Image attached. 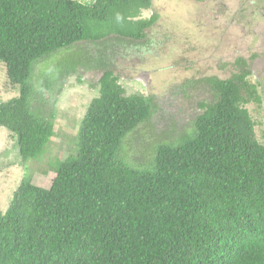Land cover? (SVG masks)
<instances>
[{"label": "trees", "instance_id": "1", "mask_svg": "<svg viewBox=\"0 0 264 264\" xmlns=\"http://www.w3.org/2000/svg\"><path fill=\"white\" fill-rule=\"evenodd\" d=\"M152 4L0 0V61L20 92L0 102V126L24 162L40 159L54 135V116L33 100L58 94L81 68L102 73L73 152L51 163L50 185L26 171L0 212V264H264V143L245 106L261 97L246 60L230 77L174 86L186 97L200 85L210 93L192 127L157 136L143 164L124 153L160 107L157 95L127 94L116 74L157 22V13L142 16ZM65 49L74 50L35 87L37 65Z\"/></svg>", "mask_w": 264, "mask_h": 264}, {"label": "rangeland", "instance_id": "2", "mask_svg": "<svg viewBox=\"0 0 264 264\" xmlns=\"http://www.w3.org/2000/svg\"><path fill=\"white\" fill-rule=\"evenodd\" d=\"M79 1L90 5L95 0ZM153 13H157L158 20L139 43L143 48L131 49L133 54L117 62L116 74L127 94L157 95L160 103L151 122L127 138V158L134 165L143 164L151 157L150 144L157 136L169 138L170 134L177 136L191 128L203 110L201 101H209L210 93L200 85L190 89L186 97L175 94L172 88L192 78L230 77L233 71L229 63L237 55L249 58V78L258 87L261 101L252 99L245 106L255 121L256 137L264 143V65L260 63L264 61V0H153L152 7L143 10L142 16ZM231 13L236 17L234 21ZM73 50H62L38 64L33 78L35 87L39 86L42 71L62 53ZM5 67L0 61V102L20 93L18 86L9 83ZM101 75L98 70L81 68L78 74L66 78L61 92L44 89L45 102L33 100V107L45 117L53 115L55 123L54 135L40 159L24 162L16 139L0 126V212L6 211L26 171L34 179L42 178L43 185H50V176L54 175L51 163L73 152L81 120L99 94ZM52 93H56V98ZM142 153L147 155L144 159Z\"/></svg>", "mask_w": 264, "mask_h": 264}, {"label": "flooded vegetation", "instance_id": "3", "mask_svg": "<svg viewBox=\"0 0 264 264\" xmlns=\"http://www.w3.org/2000/svg\"><path fill=\"white\" fill-rule=\"evenodd\" d=\"M253 2V1H252ZM231 15H232V17H231V21H234L235 19H236V17H234V15L231 13ZM239 59H244V60H246V62H247V65H249V63H250V61H249V58H246V57H244L243 55H237L236 57H234V59H233V57L231 58V60H230V63H229V66H230V70H232L233 72L232 73H234V72H238V68H240V66L237 64V61L239 60ZM260 63H263L262 65H264V61H262V62H260ZM261 65V66H262ZM263 68H264V66H263ZM236 69V70H235ZM252 71H254V70H252ZM262 71H264V69L262 70ZM253 73V72H252ZM254 74V73H253ZM232 75V74H231ZM255 77H257L258 78V76L256 75Z\"/></svg>", "mask_w": 264, "mask_h": 264}]
</instances>
